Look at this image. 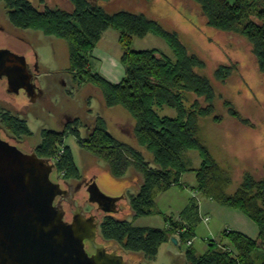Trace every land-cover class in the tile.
<instances>
[{"label":"trees","instance_id":"trees-1","mask_svg":"<svg viewBox=\"0 0 264 264\" xmlns=\"http://www.w3.org/2000/svg\"><path fill=\"white\" fill-rule=\"evenodd\" d=\"M5 3L9 22L22 30L41 31L46 36L62 39L69 45L70 73L102 90L109 106L122 105L136 120L135 137L142 148L153 155L154 165L146 162L143 153L118 141L107 130L104 119L98 118L93 132L87 139L80 140L83 148L96 158L107 163L111 174L122 179L134 167L143 175V186L131 197L134 218L155 215L157 194L166 193L173 187L181 186L180 178L185 169L182 155L196 150L203 164L196 171V189L210 200L247 215L258 227L257 237L226 230L223 241H209L207 251L197 255L188 246L195 235V228L202 222L200 205L192 199L179 213V220L166 217L168 229L133 226L129 221L106 217L99 228V238L108 243L118 244L123 251L143 253L156 257L162 245L172 242V236L179 238V244H186L188 264H264V177L257 179L245 172L243 182L230 195L227 189L232 185V174L214 159L200 137L199 120L214 115L216 92L208 78L199 73L205 63L196 54H191L176 32L166 30L158 21L143 13L129 11L109 13L105 2L110 0H67L74 11L46 5L38 0L40 9L32 0H0ZM196 4L206 18V25L222 33H239L253 47L258 68L264 76V0H189ZM108 29L120 33L124 55L121 59L126 77L118 84H111L101 75L90 70L94 49ZM152 33L164 39L174 50L171 59L158 50L134 51L130 44L134 38H145ZM231 67H219L217 79L225 81L231 74ZM81 77H83L81 79ZM189 94L204 98L208 107L198 102L191 107L185 104ZM163 107L176 110L177 117H161ZM229 113L240 123L245 121L239 113ZM216 119V118H215ZM219 119L215 122L219 123ZM13 134L31 137L25 120L4 115L3 121ZM79 120L69 124L63 132L45 131L36 153L40 158L54 160L59 157L57 171L65 179L80 176L74 156L64 139L70 132L78 137ZM259 261V262H257Z\"/></svg>","mask_w":264,"mask_h":264},{"label":"rangeland","instance_id":"rangeland-1","mask_svg":"<svg viewBox=\"0 0 264 264\" xmlns=\"http://www.w3.org/2000/svg\"><path fill=\"white\" fill-rule=\"evenodd\" d=\"M32 1L41 10L43 9L38 0ZM67 3V0H46V5L50 7L65 9L68 12L74 11L73 5L69 6ZM104 5L109 13L117 11L143 13L146 17L158 21L166 30L177 33L189 53L196 54L204 61L205 68L199 70V73L211 81L217 96L214 101V115L199 120L198 137L209 148L221 167L231 172L233 183L228 192L232 194L236 192L243 182L245 172L252 174L254 178H263L264 76L260 73L251 44L239 33H222L208 27L206 18L199 7L190 3L189 0H110ZM0 24L14 36L25 41L24 54L28 64L36 69L35 84L42 91L35 101L25 97L21 99L24 108L19 116L27 122L32 135L20 138L18 140L21 141L20 145L28 152L32 149L36 152V148L42 143L45 131L63 132L69 124L72 125L76 119L79 120L81 122V126L78 127L79 137L70 132L66 135L64 143L70 148L80 175L97 177L98 185L106 194L119 195L122 191H126L127 194L124 193L129 201V198L139 191L137 185L133 183V178L137 174L135 168H130L120 181L116 180L110 172L109 165L96 158L80 143V140L84 141L92 134L98 118H101L107 121V130L118 141L126 142L136 151L142 152L145 161L153 166V155L149 150L139 146L134 138H123L118 133L117 122L119 119H125L124 115L128 114L126 108L120 104L109 106L102 90L97 86L90 83L77 86L76 81L72 82L69 76L71 65L68 43L53 36L48 37L38 30H22L14 27L9 22L8 12L2 1H0ZM107 36L109 35H105L100 47L106 48L116 56L122 54L123 47L118 45L115 39ZM132 40L129 47L131 50H158L165 56L175 59L174 50L164 39L153 34ZM222 66L232 69L225 81L217 79L216 76L218 68ZM195 102L203 107L209 105L204 98L194 94L188 95L185 104L191 107ZM231 108L239 113L245 124L240 123L229 113ZM161 115L175 117L176 111L165 107ZM215 118L220 120L219 123L215 122ZM5 133L12 134L9 127L6 128ZM5 133L2 130V134ZM191 154L198 156V153L194 151ZM50 161L53 162V160ZM183 191L178 186L159 197V204H156V210L159 213L155 215L134 218L129 202L123 200L120 205L122 213L120 215L112 213L110 216L120 221L127 220L134 227L157 229L165 224L166 217L175 218L177 209L183 206L176 204L175 199L178 192ZM81 197H85L84 194ZM83 200V204L81 199L79 203L82 206L85 205L86 199L83 198ZM70 214L67 213V215ZM227 227L228 225H225L218 215L209 214V222L202 221L194 231L193 241L196 253L202 254L209 241H223V233ZM102 240L99 238L98 242ZM107 244L110 245L107 246L109 250L123 251L116 243L107 242ZM182 249L183 251L178 250L173 243L169 242L160 247L156 257H146L138 252H123L128 254L126 260L129 264H188L185 255L186 244Z\"/></svg>","mask_w":264,"mask_h":264},{"label":"water","instance_id":"water-1","mask_svg":"<svg viewBox=\"0 0 264 264\" xmlns=\"http://www.w3.org/2000/svg\"><path fill=\"white\" fill-rule=\"evenodd\" d=\"M1 57L26 65L24 58L8 50H0ZM1 68L13 91H27L34 101L42 93L32 74L22 76L19 68L2 62ZM32 151L24 153L0 137V264H127L126 252L112 249L110 252L107 241L98 242L100 221L95 216H91L90 227L82 217L74 218L71 223L64 221L66 213L74 209L68 203L62 207L56 201L67 197L69 191L52 179L57 166ZM92 186L93 190L89 188L92 203L107 214L122 213L118 204L126 199L123 191L119 195L106 194L98 185L97 177ZM80 199L83 204L84 200ZM80 212L78 208L75 213ZM171 239L183 251L179 239ZM85 240L94 242L92 256L85 249Z\"/></svg>","mask_w":264,"mask_h":264},{"label":"crops","instance_id":"crops-1","mask_svg":"<svg viewBox=\"0 0 264 264\" xmlns=\"http://www.w3.org/2000/svg\"><path fill=\"white\" fill-rule=\"evenodd\" d=\"M67 4L69 6L70 5L72 6V4L70 2H68ZM40 6H42V5H40ZM42 7L44 9V6H42ZM110 32H115V33H110ZM106 34H108L110 36V38H112L113 40L115 39L118 42V45L122 46L121 40H120V33L116 29L115 30L114 29H108L106 32H104V34L100 40V43L94 49L93 56H92L90 63H89L90 64V70L93 74L97 73V74L101 75L105 80L109 81L111 84L116 85V84L122 82L124 80V78L126 77L125 68L123 66V63L121 62V59L124 55V52L122 54L116 56V55L112 54V52H109V50H106V48L105 49L101 48L100 45L103 42ZM149 34H152V33H149ZM109 36H107V37H109ZM69 76H71L72 82L75 83V81H76L77 86H82V85H84V83H88V82L80 83L81 81L76 79V76H74V74L70 73V71H69ZM164 108L165 107H163L162 109H160L158 111L159 115L163 118L169 117L166 115H164V116L161 115ZM174 111H176V110H174ZM175 117H177V112H176ZM175 117H170V118L175 119ZM124 118L125 119H119V121L117 122V129H118L119 135H121L123 138H130V139L134 138L136 140V137H135L136 120H135V118H133L131 116V114H129V112H128V114L124 115ZM105 122L107 125L106 120H105ZM124 143L126 144V142H124ZM192 151L197 152L198 156L195 154H191ZM182 160H183V164H184L185 169H187V172H184L180 178L181 186H179V187H181L184 191L178 192L177 197L175 199V202H176V204L178 203V204H181L183 206H181L179 209H177L176 215H175V220H179V213L189 205V203L192 199H196L198 201V204L200 205V215H201L203 222H205V223L209 222V214L214 213L220 217V219L224 222L225 225H228L227 229H225L224 231H226V230L234 231V232L237 231V232H240L246 236L248 235L251 237H257L258 227L256 224H254V222L247 215H245L244 213H241L240 211H238L236 209L233 210V209L228 208L224 205L222 206L219 203H216L215 201L207 198L203 193L198 192V190L196 189V187H197L196 171L199 170V168L203 164V159L201 158L200 153L196 150H188V151L183 153ZM133 168L134 167H132V169ZM136 173L137 174L133 178V183L136 184L138 189L140 190L141 187L143 186L144 178H143V175L141 173H139L137 170H136ZM116 180L120 181V179H116ZM174 188H177V187H173L172 189H174ZM228 189H227V192H228ZM168 191H171V189ZM124 192L126 193V191H124ZM125 193H124V196H126V199H124V200H127V195H126L127 193L126 194ZM166 193L157 194L155 206H156V204H159L158 198L165 195ZM228 193L230 195L234 194V193L232 194L230 192H228ZM131 197L129 198V201L127 200V202H129V207H130ZM119 208L122 210V207L119 206ZM131 209H132V207H131ZM133 216H134V214H133ZM205 219H208V221H205ZM159 228L168 229V225L165 222V224ZM172 237H176V236H172ZM193 239H192L191 248L195 251V242L193 241ZM207 249L208 248L206 247V249L204 250V252L202 254H198V253H196V251H195V253L197 255H203L207 251Z\"/></svg>","mask_w":264,"mask_h":264},{"label":"flooded vegetation","instance_id":"flooded-vegetation-1","mask_svg":"<svg viewBox=\"0 0 264 264\" xmlns=\"http://www.w3.org/2000/svg\"><path fill=\"white\" fill-rule=\"evenodd\" d=\"M24 44H25V41L22 38L16 35L14 36L5 26L0 24V50H3V51L8 50L15 55L17 54L18 56H21L22 58H24L26 62V65L24 64L26 67L25 69L23 67L24 65H22V62H20V64H15V63L10 62L7 59L3 60L2 57L0 58V137L2 138V140L10 143L11 145L17 146L18 149L19 150L21 149L24 153L30 154V152H26L22 146L18 145L19 144L18 140H20V138H23V137L19 138L15 134L12 135L13 133L11 135L5 133L7 125L3 122L4 115H8V113L17 119L21 118L19 116V113L23 112L22 110L24 108L23 102L21 99L22 97L23 98L25 97L28 100H32V96L30 95L29 92L24 91V90H21L19 92L13 91L14 89L12 88V86L9 85V78L7 76H3V69L1 68V62L6 64L7 66H11L16 69L19 68V70L22 72V76H24L25 74H26L25 76H27L28 73L32 74L33 77L35 78L34 82L35 83L37 82V78L35 74L36 69H34L33 66H30L27 62L26 55L24 54V47H25ZM1 130H3L5 134H7V137L1 134ZM54 176H53L54 178L52 177L53 181L59 182L62 188L69 191L67 197L57 198L56 203H58L62 207L64 204L68 203L69 206L73 207L74 209L70 215H67L66 213L64 217V221H66L67 223L68 222L71 223L73 222L74 218L79 219L80 217H82L85 225L90 227V225H92V221L90 222V220H91V216L93 215L95 216V219L97 221H100V225H99V228H100L105 218L111 217L110 216L111 214H107L103 212L102 210H100V208L98 207L96 203H92L90 201L89 188L93 190L92 184L94 181H96L95 176H92V177L84 176L83 177L79 175L80 177L77 179H67V178L65 179L63 175H60L57 172V168L55 170ZM82 194H84L85 196L83 198L86 199L84 206L79 204L80 198H82L81 197ZM118 205L120 206L121 202ZM78 208L81 209V212L79 214H76L75 212L78 210ZM84 242H85V249L87 253H89V255L92 256L94 254V242L89 241V240H85ZM109 251L112 252L111 250ZM124 259L126 260L125 256H124ZM126 263L129 264L128 260H126Z\"/></svg>","mask_w":264,"mask_h":264},{"label":"built area","instance_id":"built-area-1","mask_svg":"<svg viewBox=\"0 0 264 264\" xmlns=\"http://www.w3.org/2000/svg\"><path fill=\"white\" fill-rule=\"evenodd\" d=\"M64 149L62 148V150H60L59 152H58V157L57 158H55L54 160H53V162L51 161V163H53V164H55V166H56V163H57V161H58V159H59V157H62L63 155H64ZM58 172V171H57ZM59 173V172H58ZM60 174V173H59ZM60 175H62V174H60ZM205 221H208V219H205ZM188 246H192V240L191 241H189L188 243Z\"/></svg>","mask_w":264,"mask_h":264}]
</instances>
